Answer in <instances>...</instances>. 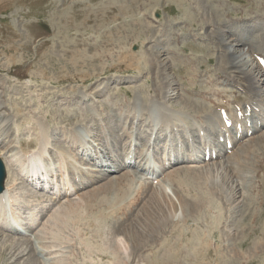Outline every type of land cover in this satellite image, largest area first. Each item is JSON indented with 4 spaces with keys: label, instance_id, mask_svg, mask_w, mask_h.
I'll use <instances>...</instances> for the list:
<instances>
[{
    "label": "rangeland",
    "instance_id": "374dc122",
    "mask_svg": "<svg viewBox=\"0 0 264 264\" xmlns=\"http://www.w3.org/2000/svg\"><path fill=\"white\" fill-rule=\"evenodd\" d=\"M147 1L149 0H138L135 9L131 12L126 10L117 13L113 11V7H119L121 3H124V0H0V99L6 107L4 111L1 112L0 116L9 115L12 117L11 123L12 127L15 129L14 137L16 139V145L18 146L17 150L19 151H13L15 159L17 160L14 162V164L17 165V169L14 168L15 165L13 162L11 164L13 166H9L10 163L8 165L5 162L7 176L5 179L6 182H8L11 181L13 177L15 178L16 185L12 189V194L17 199L18 204L16 209L21 213L22 217H27L33 212L36 213L42 206L49 207L51 204V201H49L50 198L53 199V193L58 192V190L57 192L55 190L58 183H47V187L45 188L47 190L42 191L45 187L44 181L39 183L37 188H32L31 184L28 182H21V180L23 181L22 176L24 174L22 169L30 168V166H28L29 162L25 163L22 156L26 149L25 152L27 153L25 156H27L30 151L32 152L31 154H35V150L39 148L37 154L41 155L40 160H42V162H40V164L35 163V165L39 167L43 166L46 162L42 157L46 156L49 158V153L43 156L39 154L42 144L39 145L40 143L37 139L42 140L41 133L49 135L53 133V130H56V140L53 141L52 144L60 142L61 149L67 153L64 146L65 134H63V131H68L69 129L73 130L76 129L75 126L83 125L87 128H91L90 130L95 134L91 133L92 137L87 136V138L91 139L93 142L90 148L102 147L105 142V138H103L105 131L100 133L99 129L101 126L106 128V126L114 122L113 117H115V112L112 113L113 111H111V108H115V103H127L130 102V99L133 101V98L140 99V96H146V94L150 93L149 90L152 91V89L156 87L155 82L157 78L154 74L156 67H154V69L147 68L144 65V63L146 64V59L153 63L155 60L156 63L154 64H158L161 60L162 62L167 60V66H170L167 71L174 77V75L177 74L175 71L177 67H175L176 65L172 66L170 63L172 60L171 58L174 57V51L179 55L178 61L181 63V69L189 65L187 56L195 55L205 61V65L200 67L201 69L199 68L200 72L205 71L204 73L207 72V76L210 77L211 73L209 69H214L217 63L218 53L216 49L213 51V48L210 47L206 51L208 54L206 53L203 55V53L195 51L196 49L188 48L185 51L176 50L179 46L174 42L172 43L174 30H172L169 25L172 24V27L176 29H185L187 25L185 23L182 24L179 19L180 23L174 26L177 19L182 17L183 14L181 12L175 17L169 14L168 11H179L181 6L176 0H164L162 4H156L158 5L155 6L157 10H152V13L150 12V17L153 18L156 23H150L153 25L158 24L159 27L160 25H165V34L159 35L155 33V29L153 30L154 32L151 31L152 33H144V29L142 28L144 24H141L142 21L138 20L137 23L135 19H138V16L142 15V11L144 10L143 7L145 6L143 3L146 4ZM166 1H168L169 4L166 3ZM200 1L202 4H206L207 1H210L209 3H211V5H216L214 2L216 0ZM224 3L223 9L221 6L224 17L227 18V15L230 13L232 17L236 18L235 23L223 24V26L230 30L234 29L236 25L239 26L240 23L238 21L245 18L246 15H252L253 12H260L258 11L260 9L264 11V0H224ZM124 6L128 7V5ZM207 7L203 6L202 9L208 12L209 9ZM173 17L176 18H174V22ZM208 17L213 23H216V19L213 16ZM132 18L135 19L133 20ZM263 22V19L258 18V20L252 24L254 25L256 23L255 25L259 26ZM131 28L134 29V33H130L131 31L128 30ZM192 30L193 29H188V32L185 31L188 33L184 32L183 35V38L185 37L186 40L181 41H199V35H193L194 33ZM170 31H172V35L169 33ZM176 31L181 33V31ZM127 32L129 33L126 34ZM202 32L203 30L201 29L197 31L198 34ZM129 34L134 39L136 38L135 41L132 42L134 39L130 37ZM155 34L158 36L159 40H157L158 38ZM168 34L169 36H167ZM248 36L250 35L248 34ZM250 37L255 38L253 36ZM154 41H156V43H161L159 46L163 45L165 47L167 46V48L169 47V51L159 54L156 57L150 56L148 52L154 49ZM178 41L179 40H177V43H180ZM245 47H247V45H245ZM205 56L210 57V62L205 60ZM249 59L253 61V56H250ZM181 75L184 74L182 73ZM183 79L185 78L183 77ZM134 87H139L143 94L140 93V91H136ZM101 88H103L102 95L97 96L96 91ZM137 93H139L140 96ZM83 94L85 98L82 97ZM137 95L139 97H136ZM120 101L121 103H119ZM110 111L112 113L110 119L105 118L106 114L110 113ZM83 113H90L89 115H94L96 118H85ZM42 126H47L48 129L41 131L45 128ZM107 134H109L112 140V133L109 132ZM121 145L122 144H119V146ZM102 152L103 151H101V153ZM4 156L2 145H0V157L3 159ZM52 158H54L55 161H59V156H54L52 154ZM52 158L50 162L54 165V160ZM89 158L90 157L86 155L76 154L74 157L75 161L77 160L76 164L85 168L86 172L98 169L93 161L94 159L97 160L96 157L89 162L85 161ZM58 161L57 163H59ZM19 162L24 164L22 165ZM196 169L192 171L196 170L197 173H185L186 175L184 178L186 180L183 179V182L185 181L187 184L184 186H190L192 189L208 198V211L205 210L204 212L206 213L199 214L198 216H187L186 214L185 221H182V218L177 219L178 221L176 224L174 223L166 229L167 232L159 234L158 243L160 244V251L158 250V246H155L158 243L154 245L156 248L152 247L148 251H141L142 249L149 248L155 237L151 236L152 238H149L151 241L148 243L145 239V242H142V244L138 246L139 249L137 248V250H140L141 247L140 251L143 253L138 251L137 254L141 253L148 255L149 253V257L147 256L148 258H145V256L142 258L141 256H135L134 258L130 256V247L126 245L125 235L119 232L125 231V233L127 232L126 234H133L134 231L130 229L136 228L134 224L141 223L142 225H148L151 221L161 217V215L157 212L150 213L147 215L146 219L144 218L145 220L137 219L136 221L135 212L140 211L141 205H139V207L137 206L138 210L136 209L133 211L131 210L133 206L129 205V203L132 204V199L135 198L139 191L138 183L137 185L133 183L129 186L131 184L130 182L124 181L125 184L122 182V185H125V189L129 186V191H127L128 188L126 190L128 193H125L126 196L123 195L121 190L117 191L116 188H113L114 184H111V188L97 189L103 185L110 184L112 176H116V178L120 179L122 175L118 172V174H110L111 176H109V178H103L77 191H71V185L69 187L70 194H67V197H63L45 213V216L40 220V225L36 227L32 233L28 232V234L31 233V235L27 236L26 232L25 234H11L6 230H2V233L0 232V255L2 256V258H0V264H51L54 261H57V264H69L70 262H72V264H167L160 259H156V262L153 260L154 257L151 259L152 256H150V254H160V256L163 257V254L169 249L168 247L175 244V239L180 235L183 236V231L186 232L184 235L185 238L182 237L176 244L181 247L183 243L191 240L190 244L185 246L186 248L188 247L186 252L191 257L173 262L172 264H232L237 262L243 264V261L248 258H253L250 264H264V250L261 248V250L258 251V249L254 248L253 244L245 245L242 248H238L235 245L232 247L231 245L230 250L223 247L224 242L222 239L231 236V231H236L232 234L234 237L240 234L242 228L238 221L235 228L232 227V225H228V223L232 221L231 224H233L240 215V209L244 207L241 203L239 204L238 200H234V198L229 199V201H226L225 198L221 200L220 196L214 195L215 193L210 191L213 187L209 190V186H201V184L197 183V181H203L205 178L203 179L202 175L199 174L203 169ZM44 170L48 171V168L44 166ZM236 171L240 174V168H236ZM98 172V170H94L91 173L92 175H96ZM47 173L48 175L50 174V172ZM215 174L211 176V179L216 177ZM56 178L60 184L62 181H66L68 174L65 173L61 180L60 176H56ZM218 181H220V183L217 182L213 184V186L215 189L220 190L222 189L223 177H219ZM48 186L51 187V189L48 188ZM165 187L166 192L172 196L171 187L169 185ZM60 190L63 191L62 188H60ZM94 190H97L96 194L90 196ZM247 190L246 193H249ZM225 191V194H228L230 197L232 196V194L229 193V187H226ZM183 194L186 193L184 192ZM173 198L175 197L173 196ZM70 202L78 203L75 209L80 213L79 216H75L74 213H70L66 210L69 206L66 204ZM250 207L248 210L244 209L246 214L252 210ZM62 208H64L65 211H61L60 209ZM181 214L179 210L177 218L181 216ZM115 215L118 216L115 217ZM120 216L123 217L121 218ZM76 217H79V220L78 218L76 219ZM245 220H247V218H245ZM121 224L126 226H121ZM22 227L24 228L25 225H22ZM169 229L171 231H169ZM114 233L116 235H114ZM248 233H250V230ZM208 234H210V236ZM36 235H39V237H46V245L49 246L48 249H55L56 251L47 257L40 254L41 246L38 244V240H35L33 237ZM206 235L210 237H208V239L211 241V248H209L206 255H204L200 250H203L200 242H202V238ZM256 235L257 234H254L253 236ZM141 238L144 239V236H141ZM13 240L19 241L20 248H26L30 240L29 247H33V251L27 248L29 251H25L29 253L23 256L17 255L18 251L13 252L14 249L12 250L9 246V243ZM231 243L233 244V241H231ZM162 244L165 245L163 246ZM63 245L70 246L66 248L67 252L63 254L67 255V258H65L66 256H61V252H57ZM7 247L10 248L8 249ZM116 247L119 248L120 258L115 257L113 253V250L116 252ZM164 247L167 248L164 249ZM162 249L164 250L162 251ZM238 251L242 252L244 256L243 259H237L239 256ZM199 252L201 256H197ZM14 254L16 257H12ZM9 256L11 259L17 258V261L14 263L12 261L9 262ZM6 257L8 260L4 262V259H7ZM59 260L60 262H58Z\"/></svg>",
    "mask_w": 264,
    "mask_h": 264
},
{
    "label": "bare ground",
    "instance_id": "6f19581e",
    "mask_svg": "<svg viewBox=\"0 0 264 264\" xmlns=\"http://www.w3.org/2000/svg\"><path fill=\"white\" fill-rule=\"evenodd\" d=\"M163 1L164 0H149L146 4L143 3L145 6L143 7L144 10L142 11V15L138 16V19L132 18L133 20L135 19V21H142L141 24H144L142 27L144 33L154 32L153 30L155 29V33L159 35L165 34V25H160L159 27L158 24L153 25L150 23H156V21L150 17V12L152 13V10L156 11L157 8L155 6L162 4ZM176 2L181 6L180 10H169L168 12L175 17L182 12L183 16L177 19L174 26H177L180 20L182 24L185 23L187 26L185 29H176L172 27V24L169 25V27L174 30L172 43L174 42L179 46L176 50L185 51L188 48L196 49L195 51L201 52L203 55L206 53L208 54L206 51L210 47L213 48V51L216 49L218 57L217 60L214 59L217 63L214 69H209L211 73V75L209 74L210 77L207 76V72V74L204 73L205 71L200 72V67L205 65V61L195 55L187 56L189 65L181 69V63L178 61L179 55L174 51V57L171 58L172 60L170 62L172 66L176 65L175 67H177V70L174 69L177 72L174 77L167 71L170 67L167 66V60L165 62L161 60L158 64H154L156 63L155 60L153 63L146 59V64L144 63V65L147 68L154 69V67H156L155 72H157H154L157 78H155L156 87L154 86L155 88H153L152 91L149 90L150 93L148 92L149 94H146V96L142 95L141 97L140 94L137 93L141 100L139 98H133V101L130 99V102L127 103H115V108H111V111H113L112 113L115 112V117L112 116L114 122L112 120L113 123H110L111 125L106 126V128L101 126L99 129L100 133L105 131L103 134L105 142L102 147L90 148L93 142L91 139L87 138V136L92 137L91 133H94L90 130L91 128H87L83 125H77L75 126L76 129L73 130L69 129L68 131H63V134H65L64 146L67 153L61 149L60 142L52 144V142L56 140V130H53V133L49 135L41 133L42 140L37 139L40 143L39 145L42 144L39 154L43 156L49 153V158L46 156L42 157L46 162L43 166L39 167L35 165V163L40 164V162H42V160H40L41 155L37 154L39 148H37V150L34 149L35 154H31L32 152L30 151L27 156H25L27 153L25 152L26 149L22 156L25 163L29 162L28 166H30V168H21L24 173L22 176L23 181L21 180V182H28L31 184L32 188H37L38 184L42 181H44L45 187H47V183H58L55 188L56 192L57 190L58 192L53 193L54 197L53 199L50 198L49 201H51V204L49 207L47 206L48 208L42 206L36 213L33 212L27 217H22L21 213L16 209L18 204L17 199L12 194V189L16 185L15 178L13 177L11 181L6 182L4 191L0 193L1 233L2 230H6L11 234H25L26 232L27 236L31 235L36 227L40 225V220L45 216V213L63 197H67V194H70L68 189L71 185V191H77L103 178H109V176L113 174H118L119 172L122 175L120 179L116 178V176H112L110 184L103 185L97 189L111 188L114 184L113 188H116L117 191L121 190L123 195H125V193L129 191V186L133 183H136L135 185L138 183L139 191L135 198L132 199V204L129 203V205L133 206V208L131 207L133 211L137 209V206L139 207V205H141L140 211L135 212L136 221L137 219L145 220L147 215L156 212L159 213L161 217L151 221L148 225H142L141 223L134 224L136 228H129L134 231L133 234H126L127 232L125 233V231L119 233H124L125 235L126 245L130 247V256L133 258L135 256H141V258L145 256V258H148L149 253L148 255L141 253L155 246H158L159 250V234L167 232L166 229H168L170 225L176 224L178 221L177 219L182 218L181 220L185 221L186 214L187 216H198L199 214L206 213L204 212L205 210L208 211V198L198 193L190 186L185 187L184 185L187 183H185V181L183 182V179H185L184 176L186 175L185 173H197L198 170L196 168H202L203 170L200 171L199 174L205 179L203 180L201 178L203 181H197V183L201 184V186H209V190L213 187L210 191L215 193L214 195L220 196L221 200L225 198L226 201H229V199L234 198V200H238L239 204L241 203L244 207L240 209L241 212L239 217L235 221L233 220L234 223L231 224L232 221L228 223V225H232V227L235 228L238 221L242 228L240 234L236 237L232 236V234L236 232L233 229L234 231L230 232L231 236H227V238L224 239L221 238L224 242L223 247L230 250L231 245L232 247L235 245L238 248H242L245 245L253 244L254 248L258 249V251L261 250V248L264 250V70L258 63L260 57L264 58V22L259 26L255 25L256 23L254 25L252 24L256 22L258 18L264 20V11L260 9L258 10L260 12H253L252 15H246L245 18H237L240 19V21H238L240 24L237 23L239 26L236 25L238 27L235 26L234 29L230 30L223 26V24L235 23L236 18L232 17L230 13L227 15V18L224 17V13L221 11L225 4L224 0L214 1L216 4L215 6L213 4L212 6L211 3H209L210 1H207L206 4H202L200 0H176ZM137 3L138 0H124V3H121L119 7H113V11L121 13L129 10L131 12L135 9ZM166 3H168V1H166ZM124 5H128V7ZM203 6H208L207 8L209 11L203 10ZM208 16H213L216 19V23H213ZM175 17H173V22L176 19ZM188 29H193V35H199V41H181L186 40L185 37L183 38V35ZM200 29L203 30V32L198 34L197 31ZM128 30L131 31L130 33H134V29L131 28ZM176 30L181 31V33H178ZM171 32L172 31L169 33L171 34ZM128 33L129 32L126 34ZM248 34L255 38H251ZM167 36H169V34ZM130 37L132 36L130 35ZM156 37L158 38L157 35ZM135 39L132 40V42L135 41ZM157 40H159V38ZM177 40H179L178 42L180 43H177ZM154 43V49L150 50V52L147 51L152 57L166 53L170 49L169 47L168 49L167 46H159L161 43H156V41H154ZM245 45H247V47H245ZM250 56H253L254 63L250 61ZM205 57V60L210 62V57ZM182 73L184 75H181ZM183 77L185 79H183ZM103 88L96 91L97 96L102 95ZM134 88L136 91L142 93L139 87ZM138 95L136 97H139ZM82 97L85 98V95L83 94ZM119 103H121V101ZM5 108V105L0 99V115ZM221 109H223L227 113V117L232 120L233 127L229 129L224 127V122L220 116ZM111 111L106 114L105 118L110 119L112 115ZM89 114L83 113L85 118H96L94 115ZM11 120L12 117L9 115L0 116V145H2L5 154L3 159L6 164L9 165L10 163L9 166H13L11 165L12 162L14 164V162L17 161L13 151L17 150L18 147L14 137L15 129L12 127ZM42 127L45 128L41 131L48 129L47 126ZM238 127L241 128L240 132L236 129ZM109 132L112 133V140L109 134H107ZM220 138L224 139V143L220 142ZM162 139H164V143ZM140 140L145 141L141 142ZM228 143L231 144V153H228ZM119 144L122 145L119 146ZM101 151L103 152L101 153ZM208 152L210 155L206 160L204 157ZM51 153L54 156H59V161L57 160L59 163L52 158ZM75 154L90 157L87 160L84 159L87 162L96 157L97 160L94 159L93 161L98 169L86 172L85 168L76 164L77 160L75 161L74 159ZM51 158L54 160V165L50 162ZM21 164L23 165L24 163ZM44 166L48 168V171L44 170ZM14 168L17 169V165H15ZM236 168H240V174L236 171ZM194 169L197 171H192ZM94 170H98L99 172L96 175H92L91 172ZM47 172H50V174L48 175ZM65 173L68 174V178L65 182L62 181V183L59 184L56 176L62 178ZM214 174L216 177L211 179V176ZM219 177H223L222 189L220 190L215 189L213 186V184L217 182L220 183V181H218ZM124 181L131 183L127 187L128 190L127 188L125 189V185H122V182L125 184ZM166 185L171 187L172 196L166 192ZM226 187H229V193L232 194L231 197L225 194ZM48 188L51 189L49 186ZM60 188H62L63 191H61ZM246 190L249 191V193H246ZM182 191L186 194H183L184 192ZM96 192L97 190H94L90 196L96 194ZM173 196L175 198H173ZM77 204V202L66 204L69 205L66 210L70 213H74L75 216H79L80 213L75 209ZM249 207L252 208V210L246 214L244 209L248 210ZM60 210L65 211L64 208ZM179 210L182 214L177 218ZM118 215H115V217ZM77 218L79 220V217H76V219ZM245 218H247V220H245ZM22 225H25V227L23 228ZM122 225L123 224H121V226ZM249 230L250 233H248ZM169 231L171 230L169 229ZM28 232L31 233L28 234ZM185 233L186 232L183 231V236L180 235L175 239V244H171L172 246L168 247L169 249L166 250L163 257H161L160 254L151 253V259L154 257L153 260L156 262L160 259L167 264H172L173 262L188 257L190 258L191 256L186 252L188 247L186 248L185 246L190 244L191 240L183 244L181 243V247L176 244L182 237L185 238ZM254 234L257 235L253 236ZM114 235L116 234L114 233ZM208 235L210 236V234ZM208 235L202 238V242H200L203 247V250H200L204 255H206L209 248H211V241L208 239ZM141 236H144V239L141 238ZM151 236L155 237L151 246L142 250L140 247V250L143 252L137 250V248L139 249L138 246H140L142 242H145V239L147 243L151 241L149 240ZM33 237L35 240H38L37 242L41 246L40 254L47 257L56 251L55 249H48L49 246L46 245V237H39V235ZM231 241H233V244ZM29 242L31 241H28L26 248H20L19 241L15 240L9 243V246L12 250L14 249L13 252L18 251L17 255L23 256L29 253L25 251L27 248L29 250L33 248L29 247ZM162 245L164 246L165 244ZM68 247L70 246L63 245L57 252H61V256H66L65 258H67V255L63 254L67 252L66 248ZM166 248L164 247V249ZM118 249L119 248L116 247V252L113 250V253L115 257L120 258L121 255L119 256ZM164 249H162V251ZM138 251L141 253L137 254ZM238 255L237 259L244 258L242 252L238 251ZM14 256L16 257L15 254L12 257ZM197 256H201L200 252ZM0 258H2L1 255ZM7 260L8 258L4 259V262H7ZM11 261L14 263L17 261V258L11 259L10 257L9 262ZM252 261L253 258H248L243 261V264H250ZM58 262H60V260ZM70 263L72 264V262ZM51 264H57V261ZM232 264H240V262Z\"/></svg>",
    "mask_w": 264,
    "mask_h": 264
},
{
    "label": "water",
    "instance_id": "95a60500",
    "mask_svg": "<svg viewBox=\"0 0 264 264\" xmlns=\"http://www.w3.org/2000/svg\"><path fill=\"white\" fill-rule=\"evenodd\" d=\"M5 177V169H4V164L2 162V160L0 159V192L3 189V180Z\"/></svg>",
    "mask_w": 264,
    "mask_h": 264
}]
</instances>
